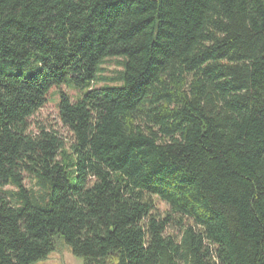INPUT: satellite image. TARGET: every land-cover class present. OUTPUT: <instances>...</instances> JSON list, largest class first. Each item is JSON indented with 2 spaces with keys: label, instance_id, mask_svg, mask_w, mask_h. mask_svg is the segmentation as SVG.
Returning <instances> with one entry per match:
<instances>
[{
  "label": "trees",
  "instance_id": "obj_1",
  "mask_svg": "<svg viewBox=\"0 0 264 264\" xmlns=\"http://www.w3.org/2000/svg\"><path fill=\"white\" fill-rule=\"evenodd\" d=\"M66 247L264 264V0H0V264Z\"/></svg>",
  "mask_w": 264,
  "mask_h": 264
},
{
  "label": "rangeland",
  "instance_id": "obj_2",
  "mask_svg": "<svg viewBox=\"0 0 264 264\" xmlns=\"http://www.w3.org/2000/svg\"><path fill=\"white\" fill-rule=\"evenodd\" d=\"M119 59H110L106 61L103 65L102 75L106 77H112L117 74V71L121 69V66L118 65ZM63 92H66L72 98H75L79 91L69 88L66 85L61 86L60 88ZM59 89V90H60ZM59 90L57 88H52L47 95V102L43 108H41L33 117L29 119L32 130H36V124H44L50 128L58 130L60 134L65 137H69V132L67 128L62 125L58 117V102H59ZM25 180L24 184L27 187L33 185V181L27 178V175L24 174ZM11 187H8L10 189ZM156 205L159 210L164 211L166 209L165 204L156 200ZM35 264H83L82 260L74 256L68 247L62 248L59 252L50 253L45 259L37 261Z\"/></svg>",
  "mask_w": 264,
  "mask_h": 264
}]
</instances>
